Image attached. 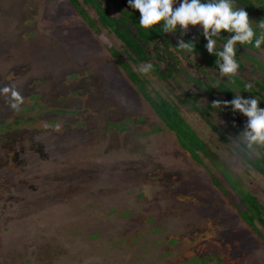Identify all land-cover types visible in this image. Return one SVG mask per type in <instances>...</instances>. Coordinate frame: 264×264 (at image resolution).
I'll use <instances>...</instances> for the list:
<instances>
[{
	"label": "rangeland",
	"instance_id": "1",
	"mask_svg": "<svg viewBox=\"0 0 264 264\" xmlns=\"http://www.w3.org/2000/svg\"><path fill=\"white\" fill-rule=\"evenodd\" d=\"M121 45L67 0H0V87L25 98L15 112L0 96V264H264L263 227L239 215L246 194L264 207V173L248 162L264 147L240 153L226 111L210 118L221 141L178 102L191 81L141 75L148 63L122 54L205 143L194 160L116 65Z\"/></svg>",
	"mask_w": 264,
	"mask_h": 264
},
{
	"label": "flooded vegetation",
	"instance_id": "2",
	"mask_svg": "<svg viewBox=\"0 0 264 264\" xmlns=\"http://www.w3.org/2000/svg\"><path fill=\"white\" fill-rule=\"evenodd\" d=\"M67 1L68 7L71 10H75L69 0ZM201 2H206V0H201ZM95 3L86 4L81 0L80 7L88 15H90V12H93L95 17L91 19L97 23L100 33L104 30L113 35L122 44V51L119 52L116 50L120 55L125 54L128 59L129 55L132 58H136L134 53L120 41L115 33L110 32L111 28L109 26L101 25L97 21V8L107 14L113 21L115 28L128 31L132 39L142 47L146 57L158 66L159 72L157 75L161 79L168 81L172 79V75H182V81L184 83L191 81V92H194L195 95H190L189 91L183 92V98L191 100L196 98L197 103L202 99L201 95H204L208 99L203 104L206 107V105H211L213 101L217 100L230 102L234 99L235 94L240 93L244 99L257 98L260 102L259 107L264 109V51L261 50L264 49V45L261 46V49H256L253 45L246 44L241 46L237 44L236 60L240 66L238 74L231 79L228 77L221 78L219 69L215 63L217 57L207 52L205 47L207 40L203 37V30L199 26H190L188 33L183 37L181 36L182 30L179 26L174 34H164L160 30L162 24L154 26L151 30H144L139 26V12L128 6V0H95ZM235 6L243 7L247 11L250 20L253 21L252 27L257 32V35H259L260 29L257 27V23L264 21V0H235ZM140 31H145L146 34L157 33L158 35L154 36L152 41H147L148 43L145 45L139 38ZM228 36L229 34L227 32H222L221 37L216 38L217 51L222 50ZM181 39L185 43L192 41L195 44V52L189 54L179 50L177 47ZM178 61H181L183 65L179 66L180 62ZM160 63L165 64L163 69L159 67ZM248 85H251V88ZM223 111H226L228 115L227 121H224L225 124L233 131V135L238 138L239 134L245 129L247 120H243L239 116V112H233L231 107L210 109L208 120L210 121V118L215 117L214 115L216 114H223ZM214 126L216 130H213V132L217 134L218 138V133H221L226 140L219 139L225 142L228 141L222 131L216 125ZM243 156L246 157L245 154ZM257 172L264 173V171Z\"/></svg>",
	"mask_w": 264,
	"mask_h": 264
},
{
	"label": "clouds",
	"instance_id": "3",
	"mask_svg": "<svg viewBox=\"0 0 264 264\" xmlns=\"http://www.w3.org/2000/svg\"><path fill=\"white\" fill-rule=\"evenodd\" d=\"M128 6L139 12V26L144 30H151L162 24L160 30L164 34H174L179 26L183 37L190 26H199L207 40V52L217 57L215 63L221 78L231 79L238 74L240 66L236 60L237 44L253 45L256 49H261L264 45V21L257 23L260 29L257 35L247 11L243 7L235 6V0H206L203 3L201 0H179V3L178 0H128ZM222 32H227L229 36L222 50L217 51L216 38L221 37ZM177 48L189 54L195 52L192 41L185 43L181 39ZM152 68L153 65L148 63L139 66L137 71L147 74ZM248 87L251 88V85ZM0 96L6 98L8 106L15 112H19L25 103V98L14 84L0 87ZM259 104L257 98L244 99L240 93L235 94L230 102L217 100L211 104L213 108L231 107L233 112H239L247 118L245 129L234 143L249 157L255 156L257 149L264 147V109ZM47 127L49 125L45 124V128ZM61 128L60 123L54 126L55 131H60Z\"/></svg>",
	"mask_w": 264,
	"mask_h": 264
},
{
	"label": "trees",
	"instance_id": "4",
	"mask_svg": "<svg viewBox=\"0 0 264 264\" xmlns=\"http://www.w3.org/2000/svg\"><path fill=\"white\" fill-rule=\"evenodd\" d=\"M80 1L81 0H69V2L73 5L75 8L78 16L81 17V19L84 21V23L88 26L90 30H93L96 33H100V30L97 26V23L91 19V17L84 11L82 7H80ZM84 3H90V4H96L95 0H83ZM95 6V5H94ZM97 21L104 26H109L111 28L110 32H114L115 35L120 39V41L131 50L132 53H134L136 58H132L129 55V60L134 64L138 65L140 63H151L153 65V68L151 70L152 73H158L159 68L154 63L151 62L148 57H146L142 47L132 39L131 35L128 33L127 30H120L118 28H115L113 21L107 16L105 12H103L101 9L97 8ZM152 33V32H151ZM157 33L152 34H146L145 31H140L139 38L141 41L146 45L147 41H152L154 36H157ZM136 51V52H135ZM128 54V53H127ZM111 56L114 59L116 65L123 70V72L126 73L128 79L134 83L138 90L140 91V94L143 96L144 101L150 106V108L153 110L155 115L160 119L161 123L170 131L175 134V137L177 138L178 144L181 146V148L192 157L194 160L199 161V155L200 153H205V143H203L196 133L189 127V125L184 121V119L181 117V115L178 112L177 107L169 100L162 98L159 95H156L155 97H151L148 93L144 90V82L139 78L138 74L133 71L130 64L123 58L122 55L116 50H111ZM139 74H141L139 72ZM143 75V74H141ZM178 102L183 105H190L191 109L197 112L202 119L210 126L212 130H216L215 126L210 123L208 120L209 110L213 107L211 105L199 106L196 105V98H193L189 101L187 98L178 99ZM50 121L53 119L51 117ZM72 122H75L73 116L67 118V126L70 125ZM2 124V123H1ZM3 128V126H0ZM0 128V130H2ZM67 128V127H66ZM219 138L221 140H226L223 138L221 133H218ZM248 162L253 166V168L259 172H263L264 169V160L263 159H255L251 160L248 159ZM213 183L215 186H218L217 188L220 189L224 193L223 187H221L218 184V181L213 179ZM246 205L245 210H239V215L241 218L249 225L254 226V229L256 230V226L253 223L254 217L257 219L258 223L263 227L264 229V207L259 204L256 197L246 194L245 196ZM257 215H261L257 217Z\"/></svg>",
	"mask_w": 264,
	"mask_h": 264
}]
</instances>
